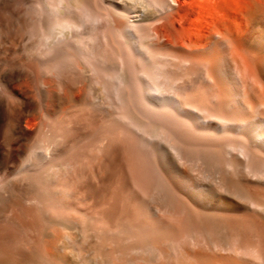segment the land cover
<instances>
[{
	"label": "bare ground",
	"instance_id": "obj_1",
	"mask_svg": "<svg viewBox=\"0 0 264 264\" xmlns=\"http://www.w3.org/2000/svg\"><path fill=\"white\" fill-rule=\"evenodd\" d=\"M0 33V264H264V0H28Z\"/></svg>",
	"mask_w": 264,
	"mask_h": 264
},
{
	"label": "rangeland",
	"instance_id": "obj_2",
	"mask_svg": "<svg viewBox=\"0 0 264 264\" xmlns=\"http://www.w3.org/2000/svg\"><path fill=\"white\" fill-rule=\"evenodd\" d=\"M20 2V3H19ZM28 4V0H0V26H4V24H12L13 20L15 17L21 16V14L24 12V10L26 9V6ZM1 9L4 11H7L8 14H6L5 16L1 14ZM7 9V10H6ZM14 10V11H13ZM13 11V12H12ZM23 11V12H22ZM12 12V13H11ZM11 13V14H10ZM9 16V17H7ZM11 16V17H10ZM6 17V18H5ZM2 18V19H1ZM5 18V19H4ZM7 18L9 19L8 21ZM13 18V19H11ZM5 20V21H4ZM8 22V23H7ZM3 34V33H2ZM0 33V47H2L5 44V36L2 35ZM6 40V39H5ZM4 41V42H3ZM4 44H3V43ZM8 44V43H7Z\"/></svg>",
	"mask_w": 264,
	"mask_h": 264
}]
</instances>
